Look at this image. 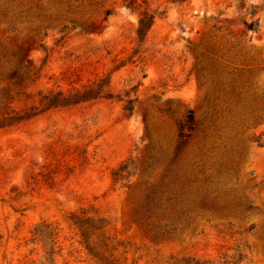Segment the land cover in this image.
<instances>
[{
	"label": "rangeland",
	"instance_id": "rangeland-1",
	"mask_svg": "<svg viewBox=\"0 0 264 264\" xmlns=\"http://www.w3.org/2000/svg\"><path fill=\"white\" fill-rule=\"evenodd\" d=\"M143 10L156 15L138 47ZM99 77L136 98L131 116L108 98L0 129V264H95L73 214L103 219L95 240L117 264H264V0H0V116ZM189 110L197 127L174 159ZM210 181L253 209L190 219L186 196Z\"/></svg>",
	"mask_w": 264,
	"mask_h": 264
},
{
	"label": "trees",
	"instance_id": "trees-1",
	"mask_svg": "<svg viewBox=\"0 0 264 264\" xmlns=\"http://www.w3.org/2000/svg\"><path fill=\"white\" fill-rule=\"evenodd\" d=\"M131 3L132 2H130L129 4ZM109 12L110 11L108 9L105 10V14H108ZM155 15L156 14L154 12H149L147 10H143L139 13V18L135 28V41L138 47L141 43L145 42L147 34L154 23ZM256 26L257 23L254 21H251L247 24V28L249 29H255ZM86 27L95 29V26H93L92 24ZM137 51L138 50L135 49L133 51V55ZM13 74L16 75L17 73L14 72ZM19 80L22 81L23 77H20ZM123 96L125 97L124 99ZM123 96L121 94H114L111 91L110 78L108 77H99L94 81L86 82L78 86H71L67 90H50L47 93L41 95L39 106H32L28 110L23 112H17L14 110L5 111L4 114L0 116V129L17 126L33 118L39 113L51 108L69 107L82 102L108 98L123 100V110L125 112V115L129 117L132 115V112L134 110V102L136 98H130L129 91H125ZM5 106L6 105H3V107ZM196 127L197 124L194 119L193 112L189 110L184 116L183 122L179 125L177 141L174 149V159L179 155L182 148L188 143L191 137V133L196 129ZM129 164L130 163L128 161H124L112 171L114 181H117L129 175ZM210 183L211 181L208 184L205 183L204 186L193 187V195H191L190 197L186 196V202L190 207V219L205 217L208 218V220L225 221L227 224H231V222L228 221L229 216H238L241 218H245L247 213L253 209L251 202H249L245 196H242V198L238 201H233L219 197L218 195H214L216 190H212L209 185ZM180 193L183 195L185 193H189V191L187 189H184V187H181ZM147 211L148 209L145 206L140 205L138 212L141 216L145 217L142 223H144V225L148 227V232H152L154 237L168 236L169 231H167L166 229L157 231V226L147 222V218L149 217V215H147ZM70 219L72 220V224L77 229L80 242L85 246L88 253L95 258V264H117L114 259L102 255V252L99 249V244L97 243V240H95V238L101 237L100 241H103L102 237L105 227L103 219H94L92 217L85 216L84 214H73L70 216ZM42 227L43 225L40 224L36 225L33 228L35 235L33 237V240L37 239L39 241H42V243L45 245V240L51 238L52 233L50 231H45ZM252 227L253 224H250L249 229H251ZM49 241L51 242V244L49 245V248L45 253L47 254L46 259L50 258L53 253L54 241ZM50 260H52V258H50ZM187 264H212V261L193 259L190 263Z\"/></svg>",
	"mask_w": 264,
	"mask_h": 264
}]
</instances>
